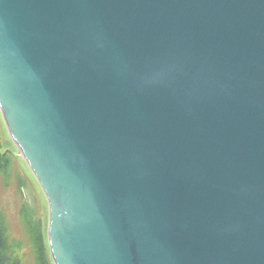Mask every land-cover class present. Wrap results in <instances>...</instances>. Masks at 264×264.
Here are the masks:
<instances>
[{"label":"water","instance_id":"95a60500","mask_svg":"<svg viewBox=\"0 0 264 264\" xmlns=\"http://www.w3.org/2000/svg\"><path fill=\"white\" fill-rule=\"evenodd\" d=\"M0 111L55 264H264V0H0Z\"/></svg>","mask_w":264,"mask_h":264},{"label":"rangeland","instance_id":"374dc122","mask_svg":"<svg viewBox=\"0 0 264 264\" xmlns=\"http://www.w3.org/2000/svg\"><path fill=\"white\" fill-rule=\"evenodd\" d=\"M0 156L5 158L4 165L0 168V216L5 221L8 264H54L48 243L47 198L14 144L1 111ZM21 176L26 181L23 190L19 189ZM25 221L31 223V226L42 229L41 236L44 237L45 242L43 255L39 254L38 248L36 249L35 236L27 227L29 225L26 226Z\"/></svg>","mask_w":264,"mask_h":264},{"label":"trees","instance_id":"16d2710c","mask_svg":"<svg viewBox=\"0 0 264 264\" xmlns=\"http://www.w3.org/2000/svg\"><path fill=\"white\" fill-rule=\"evenodd\" d=\"M4 160H5L4 156L3 157L0 156V168L4 165ZM22 176L24 177V175H22ZM22 176L19 177V181L21 183H20V188L19 187L18 188L20 190L21 189L23 190L26 186V181L22 179L23 178ZM1 218H2V216H0V264H8V256H7L8 255L7 254L8 244H7V239H6V235H5V227H4L5 221L3 218L2 219ZM25 224H26V226H27V224L29 225L27 227L31 230L33 236H35L34 241L36 243V249L38 248L39 254L43 255V253L45 251V247H44L45 242H44V237L41 236L42 235V229L39 227L31 226V223H29L27 221H25ZM36 235H38V236H36ZM44 264H48V263H44Z\"/></svg>","mask_w":264,"mask_h":264}]
</instances>
